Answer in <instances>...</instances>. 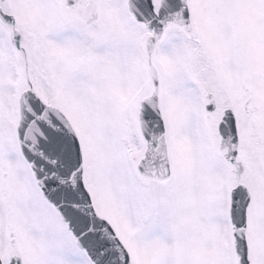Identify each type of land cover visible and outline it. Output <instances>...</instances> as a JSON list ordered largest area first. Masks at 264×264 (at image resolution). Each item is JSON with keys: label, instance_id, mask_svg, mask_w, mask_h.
I'll return each instance as SVG.
<instances>
[{"label": "snow or ice", "instance_id": "6c2138e0", "mask_svg": "<svg viewBox=\"0 0 264 264\" xmlns=\"http://www.w3.org/2000/svg\"><path fill=\"white\" fill-rule=\"evenodd\" d=\"M0 264H264V0H0Z\"/></svg>", "mask_w": 264, "mask_h": 264}]
</instances>
